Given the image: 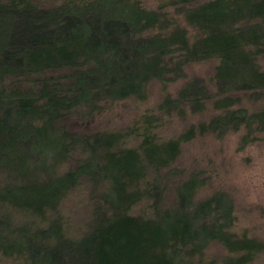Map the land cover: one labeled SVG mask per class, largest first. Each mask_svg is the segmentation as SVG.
<instances>
[{"label":"trees","instance_id":"trees-1","mask_svg":"<svg viewBox=\"0 0 264 264\" xmlns=\"http://www.w3.org/2000/svg\"><path fill=\"white\" fill-rule=\"evenodd\" d=\"M205 60L216 61L213 75L188 81L160 108L201 112L210 103L215 113L176 138L160 140L148 112L125 133L61 122L144 99L151 82ZM241 130L239 148L264 133V0H161L155 9L141 0H0V207L24 217L0 214L1 255L23 264H216L202 257L217 243L229 254L221 264H250L264 242L235 230L225 191L197 198L206 178L193 172L167 202L183 143ZM130 134L136 147L125 145ZM80 184L92 212L72 237L61 204ZM141 202L148 213H133Z\"/></svg>","mask_w":264,"mask_h":264},{"label":"rangeland","instance_id":"rangeland-1","mask_svg":"<svg viewBox=\"0 0 264 264\" xmlns=\"http://www.w3.org/2000/svg\"><path fill=\"white\" fill-rule=\"evenodd\" d=\"M44 5L55 4L58 0H38ZM145 7L155 9L161 0H141ZM170 15L184 24L183 15L173 6L168 7ZM193 33L192 31H189ZM216 61L193 62L184 67L181 76L168 82H151L146 89L144 99L127 98L106 104L105 108L95 112L89 119L81 114H72L61 120L70 131H116L125 133L140 124L147 112L156 116L159 126L155 132L160 140L176 138L191 125L206 121L215 111L210 103L201 112H192L187 105L182 108L161 109V102L174 98L178 91L190 80H208L214 73ZM241 103L256 106V103L242 96ZM160 108V109H159ZM242 130L229 132L222 137L211 133L197 135L193 140L181 145V153L175 163L178 175L169 179L167 202L174 196V187L188 178L193 172H199L206 178V184L198 190L197 198L206 197L215 190L225 191L233 200L237 225L235 230L264 242V133L261 139L239 148ZM139 136L130 134L125 138V145L136 147ZM61 212L67 221L66 233L77 237L82 233L91 218L92 205L85 184L78 185L67 195L61 204ZM135 214L148 213L147 205L141 202L133 207ZM0 214H7L12 219L23 220L18 214L6 207H0ZM229 254L217 243H211L202 263L215 261L221 264ZM0 264H23L21 260L0 254ZM250 264H264V253Z\"/></svg>","mask_w":264,"mask_h":264}]
</instances>
